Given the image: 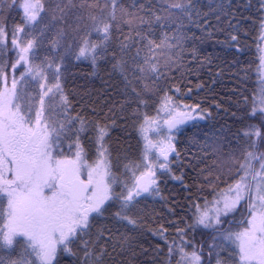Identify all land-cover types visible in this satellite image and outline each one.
Listing matches in <instances>:
<instances>
[{
  "label": "snow or ice",
  "instance_id": "snow-or-ice-1",
  "mask_svg": "<svg viewBox=\"0 0 264 264\" xmlns=\"http://www.w3.org/2000/svg\"><path fill=\"white\" fill-rule=\"evenodd\" d=\"M208 7L227 20L230 46L249 24L264 42V0ZM210 27L198 0H0V264H264V48L257 89L231 112L239 127L220 129L174 235L144 223L160 183H183L172 169L182 127L213 119L169 94ZM74 60L106 73L120 97L103 121L85 114L90 97L67 89ZM129 119L136 145L121 154L111 130ZM145 233L167 251L145 247ZM197 234L206 239L193 243Z\"/></svg>",
  "mask_w": 264,
  "mask_h": 264
},
{
  "label": "trees",
  "instance_id": "trees-1",
  "mask_svg": "<svg viewBox=\"0 0 264 264\" xmlns=\"http://www.w3.org/2000/svg\"><path fill=\"white\" fill-rule=\"evenodd\" d=\"M131 2L132 0H125V3ZM219 2L220 0H198L201 11L209 13L211 37L206 39L202 45H198L199 60L192 62L191 70L185 71L183 74L177 73L174 80L169 82L172 89L170 95L188 105L199 103L213 116V119L189 122L182 127L181 134L176 137V147L180 156L173 160L172 169L175 176H183V183L170 177L166 178V182L159 185V194L150 197L147 201L144 223L153 228L163 225L173 235L175 229L170 227V223L179 222L181 218H184L186 211V209L181 210L187 203L185 198L189 195L185 190L186 187H191L193 177L201 168L205 167V164L211 163V152L217 147V140L223 139L220 129H224L226 134L229 128L232 133L237 131L239 125L232 119L231 112L236 111L235 104L237 101L242 102L243 95L251 97L261 78L259 68L262 53L258 47L264 48V42H259V29L254 25H245L239 34V44L230 46L228 34L232 32V29L229 28L227 20L222 19L220 23H217L211 16L208 7L209 5L215 6ZM224 2L227 3L228 0H224ZM235 2L239 3V0H235ZM15 19L16 22H19V16H16ZM95 38L93 36V39ZM237 49L240 50L239 55L235 54ZM209 57L211 62H209ZM73 65V76L68 80L67 89L76 94L77 100L82 96L85 99L90 97L92 102L87 104L85 114L91 115L92 108H95L100 113L99 119L103 121L107 114L105 104L120 100V97L111 92L106 83L108 79L106 73L92 76L87 61L81 63L74 60ZM177 87L180 89L179 94L175 91ZM234 90L237 91V95L232 94ZM217 104L221 105L220 109H217ZM224 109L228 110L227 113ZM77 110L80 111L79 108ZM146 111L155 114L154 109L149 108ZM107 122L111 124L110 120ZM121 129L125 130L121 131ZM135 135L130 119L127 124L117 120L116 126L111 130L110 143L121 154L129 144L133 145L134 151ZM206 153L207 159L202 162L201 157H205ZM220 187L224 188L225 184L221 183ZM208 191L203 195L208 196ZM211 198L208 196V199ZM141 207L144 205L142 204ZM172 209L176 210L177 215L171 214ZM236 219L239 220V216ZM191 236L190 233L188 238ZM139 239L144 242L145 247L159 243L161 248L165 252L167 251L163 240L158 237L145 233V235L139 236ZM204 239L206 237L197 234L193 243L201 242ZM144 259L143 256L137 257L138 261Z\"/></svg>",
  "mask_w": 264,
  "mask_h": 264
},
{
  "label": "rangeland",
  "instance_id": "rangeland-1",
  "mask_svg": "<svg viewBox=\"0 0 264 264\" xmlns=\"http://www.w3.org/2000/svg\"><path fill=\"white\" fill-rule=\"evenodd\" d=\"M262 55V54H261ZM245 215H246V213H245ZM239 216V219H241L242 217L240 216V215H238Z\"/></svg>",
  "mask_w": 264,
  "mask_h": 264
},
{
  "label": "bare ground",
  "instance_id": "bare-ground-1",
  "mask_svg": "<svg viewBox=\"0 0 264 264\" xmlns=\"http://www.w3.org/2000/svg\"><path fill=\"white\" fill-rule=\"evenodd\" d=\"M238 220V219H237Z\"/></svg>",
  "mask_w": 264,
  "mask_h": 264
}]
</instances>
